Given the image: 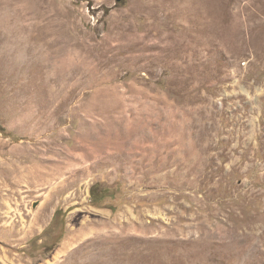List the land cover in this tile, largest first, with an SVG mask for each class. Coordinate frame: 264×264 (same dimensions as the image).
<instances>
[{
  "label": "rangeland",
  "instance_id": "rangeland-1",
  "mask_svg": "<svg viewBox=\"0 0 264 264\" xmlns=\"http://www.w3.org/2000/svg\"><path fill=\"white\" fill-rule=\"evenodd\" d=\"M0 264H264V0H0Z\"/></svg>",
  "mask_w": 264,
  "mask_h": 264
},
{
  "label": "trees",
  "instance_id": "trees-1",
  "mask_svg": "<svg viewBox=\"0 0 264 264\" xmlns=\"http://www.w3.org/2000/svg\"><path fill=\"white\" fill-rule=\"evenodd\" d=\"M107 191V189H106ZM107 195V192H105L104 190V193L102 194V192L99 190V184H95L92 186L91 188V196H92V199L93 201L95 202H101L103 201L104 197H106ZM60 211H58L55 215V220L58 219V217L60 216Z\"/></svg>",
  "mask_w": 264,
  "mask_h": 264
}]
</instances>
